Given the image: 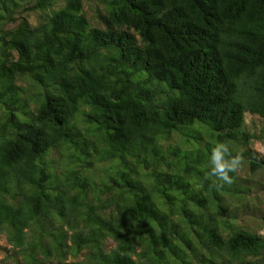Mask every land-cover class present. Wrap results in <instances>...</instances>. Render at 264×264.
I'll use <instances>...</instances> for the list:
<instances>
[{
  "label": "trees",
  "instance_id": "16d2710c",
  "mask_svg": "<svg viewBox=\"0 0 264 264\" xmlns=\"http://www.w3.org/2000/svg\"><path fill=\"white\" fill-rule=\"evenodd\" d=\"M256 142L264 0H0V264H264Z\"/></svg>",
  "mask_w": 264,
  "mask_h": 264
},
{
  "label": "clouds",
  "instance_id": "9594fccd",
  "mask_svg": "<svg viewBox=\"0 0 264 264\" xmlns=\"http://www.w3.org/2000/svg\"><path fill=\"white\" fill-rule=\"evenodd\" d=\"M244 158L239 152H234L229 144L217 141L211 147L210 155L205 169H202L205 179L214 177V186L222 187L224 184L234 182L233 174L242 168Z\"/></svg>",
  "mask_w": 264,
  "mask_h": 264
},
{
  "label": "rangeland",
  "instance_id": "374dc122",
  "mask_svg": "<svg viewBox=\"0 0 264 264\" xmlns=\"http://www.w3.org/2000/svg\"><path fill=\"white\" fill-rule=\"evenodd\" d=\"M87 12L88 13H91L90 12V7L87 8ZM247 123L248 124H255V127L257 129H260V127L263 125L262 121L258 118H254V117H251V116H248L247 117ZM253 148L259 152L262 156H264V144L262 143H259V142H256L253 146ZM250 181L253 183V185H255L257 188H261L262 189L264 188V171L261 172L260 174L258 175H253V176H250ZM262 199L264 200V197H262ZM262 207L264 208V204H262ZM241 224L249 227L251 230L255 231V232H258L259 234L261 235H264V226L263 225H258L256 223V221L252 220V219H245L244 222H242ZM0 245L1 246H6V240L4 237H1L0 238ZM114 243L112 241H109L108 242V247L109 248H112L114 247ZM1 256H0V260H1Z\"/></svg>",
  "mask_w": 264,
  "mask_h": 264
}]
</instances>
